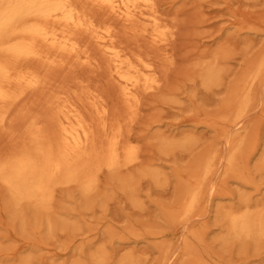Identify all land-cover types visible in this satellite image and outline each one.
Wrapping results in <instances>:
<instances>
[{"label":"bare ground","instance_id":"obj_1","mask_svg":"<svg viewBox=\"0 0 264 264\" xmlns=\"http://www.w3.org/2000/svg\"><path fill=\"white\" fill-rule=\"evenodd\" d=\"M177 23L160 0H0V194L12 228L18 221L25 224L27 211H34L46 216L51 229L58 190L75 188L82 197H93L105 174L124 188L140 177L160 179L133 132L144 96L163 94V102L171 104L178 100L162 92L177 64ZM230 53L220 47L191 62L195 75L189 80L202 94L221 86ZM239 76L213 122L225 127L223 139L230 138L222 169L220 148L214 146L178 170V199L164 211L168 227L145 230L161 253L160 264L174 256V264H190L192 241L205 242L209 231L197 225V214L212 207L210 201L222 244L264 243V203L234 207L222 203L219 190L213 198L208 195L214 182L221 186L232 174L243 181L237 171L249 144L259 151L258 130L251 135L239 125L258 105L264 108V47ZM176 134L181 133L155 132L147 141L164 156L184 153L194 138ZM256 164L264 172V140ZM166 236L171 237L158 240ZM176 236L183 245L177 254ZM10 250L9 264H16V248ZM91 264L112 263L95 254ZM116 264L137 262L127 256Z\"/></svg>","mask_w":264,"mask_h":264},{"label":"rangeland","instance_id":"obj_2","mask_svg":"<svg viewBox=\"0 0 264 264\" xmlns=\"http://www.w3.org/2000/svg\"><path fill=\"white\" fill-rule=\"evenodd\" d=\"M160 7L178 19L177 64L162 91L174 94L178 100L171 104L163 102V94L144 96L141 116L133 132L143 142L145 162L158 167L160 179L140 177L133 181L131 188H124L105 174L97 194L89 198L79 195L75 188L60 189L55 210L49 215L51 229L47 227L46 216L36 215L34 211H27L25 224L18 221L12 228L0 194V264H9L11 247L16 248V264H74L76 261L91 264L95 254L107 257L112 264L127 256L137 264H160L161 253L145 230L168 227L164 211L173 208L178 199L175 173L187 169L214 146L220 148L218 170L222 169V157L230 138L223 139L225 127L213 122L222 113L239 75L264 47V0H160ZM220 47H228L231 52L224 60L228 69L221 86L202 94L198 84L189 80L195 75L190 64ZM261 96L264 97V88ZM42 109V106L37 108ZM239 127L251 129V135L258 130L259 151L254 152L252 142L249 144L237 171L243 181L232 174L221 186L214 182L208 195L213 198L215 190H219L224 197L222 203L227 206L235 207L240 202L263 204L264 172L256 163L263 148L264 108L258 105ZM155 132L166 136L188 134L194 143L184 153L164 156L153 142L147 141ZM210 204L212 207L203 206L197 214V225H206L209 231L205 242L192 241L195 255L190 264H264V243L222 244L215 203L210 201ZM172 242L177 254L183 245L177 236ZM175 259L176 256L167 264H174Z\"/></svg>","mask_w":264,"mask_h":264}]
</instances>
